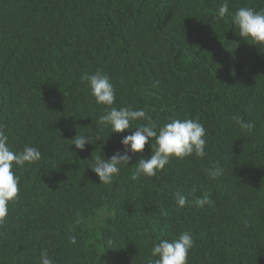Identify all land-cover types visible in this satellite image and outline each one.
Instances as JSON below:
<instances>
[{
  "label": "trees",
  "instance_id": "trees-1",
  "mask_svg": "<svg viewBox=\"0 0 264 264\" xmlns=\"http://www.w3.org/2000/svg\"><path fill=\"white\" fill-rule=\"evenodd\" d=\"M242 7L262 11L264 0H0V125L14 152H41L14 167L0 264H41L43 251L53 264H148L155 243L182 232L195 242L187 264H264V47L238 35ZM97 71L114 86L111 107L143 109L157 131L199 118L204 157H173L133 180L146 145L100 183L92 156L123 151L135 129L97 127L110 107L81 80ZM237 115L255 123L251 133ZM79 134L101 140L80 151ZM217 164L223 175L212 179ZM177 193L188 197L182 208ZM205 195L212 204L197 208Z\"/></svg>",
  "mask_w": 264,
  "mask_h": 264
},
{
  "label": "clouds",
  "instance_id": "clouds-1",
  "mask_svg": "<svg viewBox=\"0 0 264 264\" xmlns=\"http://www.w3.org/2000/svg\"><path fill=\"white\" fill-rule=\"evenodd\" d=\"M227 12L228 4L224 3L218 9V16L223 18ZM232 21L239 29L238 35L241 38L264 47V10L256 11L251 7H242L234 13ZM81 80L87 82L90 94L95 97L97 104L110 107V111L99 117L97 127L99 125L110 126L112 134L135 129L131 135L122 137L120 143L123 151L118 150L108 159H105L104 155L92 156L93 164L89 168L97 174L100 183L111 184L119 174L121 166L129 165L132 155L143 153L146 145L150 146L152 153L147 159L141 157L135 164L133 180L141 175L156 177L158 172L165 170L173 157L183 159L192 154L204 157L207 143L206 129L199 118H173L157 131L156 125L151 123V117L147 116L143 109L111 107L115 102V90L108 75L100 71L94 74L84 73ZM159 84L157 80L153 87H159ZM145 118L149 123L133 127V122ZM233 120L248 133L255 128L254 122H246L241 116H234ZM152 138L155 140L154 150L152 143L149 144ZM8 139L3 126L0 125V226L4 225L8 216L9 203L14 202L19 194L20 178L15 175L14 167H22L26 163L32 164L41 159V152L35 147L26 145L23 151L14 152L8 145ZM71 140L77 150L83 151L87 144H95L101 140V137L99 134H79ZM221 175H223V168L218 164L209 170V176L212 179ZM176 203L182 208L188 203V197L177 193ZM193 203L197 208H203L206 204L211 205L212 201L205 195L195 198ZM71 242H76L75 237H72ZM194 243L190 232H182L178 238L171 241L161 239L152 247L148 264H187ZM40 259L41 264H53L47 251L41 252Z\"/></svg>",
  "mask_w": 264,
  "mask_h": 264
}]
</instances>
